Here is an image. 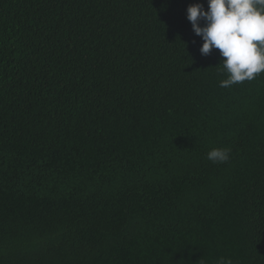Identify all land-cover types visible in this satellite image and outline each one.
<instances>
[{
  "label": "trees",
  "instance_id": "trees-1",
  "mask_svg": "<svg viewBox=\"0 0 264 264\" xmlns=\"http://www.w3.org/2000/svg\"><path fill=\"white\" fill-rule=\"evenodd\" d=\"M194 3L0 0V264H264V73Z\"/></svg>",
  "mask_w": 264,
  "mask_h": 264
},
{
  "label": "clouds",
  "instance_id": "clouds-1",
  "mask_svg": "<svg viewBox=\"0 0 264 264\" xmlns=\"http://www.w3.org/2000/svg\"><path fill=\"white\" fill-rule=\"evenodd\" d=\"M187 18L203 40L201 54L218 49L223 58L219 71L227 78L220 81V87L230 88L264 73V0H207V9L194 3L187 8ZM230 152V148L215 147L207 159L225 163ZM216 264L233 262L221 257Z\"/></svg>",
  "mask_w": 264,
  "mask_h": 264
}]
</instances>
